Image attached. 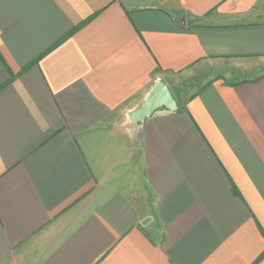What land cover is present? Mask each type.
I'll use <instances>...</instances> for the list:
<instances>
[{
    "label": "crops",
    "instance_id": "obj_1",
    "mask_svg": "<svg viewBox=\"0 0 264 264\" xmlns=\"http://www.w3.org/2000/svg\"><path fill=\"white\" fill-rule=\"evenodd\" d=\"M262 18L0 0V264H264V74L221 68L264 61ZM158 78L178 109L131 122Z\"/></svg>",
    "mask_w": 264,
    "mask_h": 264
},
{
    "label": "water",
    "instance_id": "obj_2",
    "mask_svg": "<svg viewBox=\"0 0 264 264\" xmlns=\"http://www.w3.org/2000/svg\"><path fill=\"white\" fill-rule=\"evenodd\" d=\"M159 108H165L170 111L178 109V102L173 92L161 78L155 80L144 100L131 109L127 117L133 123H142L145 118Z\"/></svg>",
    "mask_w": 264,
    "mask_h": 264
},
{
    "label": "rangeland",
    "instance_id": "obj_3",
    "mask_svg": "<svg viewBox=\"0 0 264 264\" xmlns=\"http://www.w3.org/2000/svg\"><path fill=\"white\" fill-rule=\"evenodd\" d=\"M261 19V18H260ZM264 18H262L263 20ZM255 63V62H253ZM258 68L255 69L254 71H249L248 66L246 64H241V65H235V64H229V63H225L223 65H221V68L223 70H227L226 72H224L222 74V76H224L226 79H231V77L234 78H252L254 76H259L261 74H264V61H257V63H255ZM203 69H208L210 70V73H206L208 76H214L216 71H213V69L215 70L216 67L215 65L212 63L211 65H209V67H204ZM207 70V71H208ZM232 70H234L233 72H231ZM235 80V79H234Z\"/></svg>",
    "mask_w": 264,
    "mask_h": 264
},
{
    "label": "trees",
    "instance_id": "obj_4",
    "mask_svg": "<svg viewBox=\"0 0 264 264\" xmlns=\"http://www.w3.org/2000/svg\"><path fill=\"white\" fill-rule=\"evenodd\" d=\"M253 80H256V79H253ZM246 80H242L241 82H245Z\"/></svg>",
    "mask_w": 264,
    "mask_h": 264
}]
</instances>
